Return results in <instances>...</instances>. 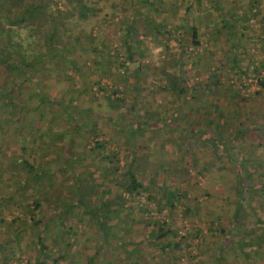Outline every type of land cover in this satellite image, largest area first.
<instances>
[{"label": "rangeland", "instance_id": "374dc122", "mask_svg": "<svg viewBox=\"0 0 264 264\" xmlns=\"http://www.w3.org/2000/svg\"><path fill=\"white\" fill-rule=\"evenodd\" d=\"M179 1L166 0L175 10L155 17L168 30L163 40L158 36L164 48L150 34L138 35L139 40H146L142 55H134L136 61L148 65L144 82L128 77V69L136 64L131 62L115 70L117 80L112 74L86 70L90 86L86 92L81 91L86 84L80 81V73L72 74L75 84L71 90L79 95L77 105L70 106L76 110L92 106V117L100 97L109 95L93 80L98 79L104 89L115 85L125 90L128 100L134 97V108L124 113L125 119L147 121L139 130L143 136L134 145L122 135L110 139L105 131L96 135L83 128L77 134L68 128L70 122L64 115H52L47 102L40 115L22 86L12 92V106L8 89L15 75L0 63V243L7 244L3 254L0 250V264H36L32 255L38 251L35 240L41 230L47 244L52 235L60 237L50 252L55 259L59 257L57 264H264V0ZM100 8L84 28L115 47L121 33L119 22L129 10L114 9L111 15L104 1ZM192 28L197 45L192 44L196 40L191 37ZM87 57L76 59L81 62ZM169 66L185 78L186 89L177 96L158 87L160 74L169 71ZM41 71L43 87L53 94L61 74L48 73L43 67ZM52 79L55 82L48 81ZM118 114L112 112L109 117ZM110 120L105 115L98 117L99 128L111 129ZM36 125L46 126L47 132L38 137L43 143L32 145ZM58 125L68 132L53 135L50 131ZM236 132L241 135L234 139ZM67 138L72 140V149ZM99 138L106 142L104 153L118 149L123 156L114 168H124L125 155L143 190L130 193L114 186L111 179L103 182L96 176V160L91 161L80 147L89 148ZM21 147L51 155L49 161L41 158V165L34 163L49 168V173L36 179L37 187L29 181L24 189H15L25 172L18 163L23 156ZM67 151L72 156H66ZM130 154L135 158L132 161ZM64 156L68 157L67 168L53 172L54 161L62 164ZM167 191L172 195L166 196ZM9 192H13L10 206ZM100 200L117 213L105 221L114 227L106 240L96 228ZM113 200H122L121 207L110 205ZM22 219L27 220L25 225ZM153 221L158 227L175 230L177 237L158 239L157 231L149 227ZM16 225L22 227L18 232L13 231ZM64 228L76 235L62 237ZM179 236L185 239L176 249L174 240ZM74 253L78 256L72 259Z\"/></svg>", "mask_w": 264, "mask_h": 264}, {"label": "trees", "instance_id": "16d2710c", "mask_svg": "<svg viewBox=\"0 0 264 264\" xmlns=\"http://www.w3.org/2000/svg\"><path fill=\"white\" fill-rule=\"evenodd\" d=\"M101 1L107 2V5L111 10L109 12L111 15L114 13V9L119 11L129 10L124 12L122 19L119 24L121 26V33L115 39L116 46L112 47V42H106L102 36L98 37L93 35L90 30L86 31L84 28L85 21L89 18L96 17L100 11ZM61 4H60V3ZM180 3L191 2L190 0H180ZM60 5V6H59ZM174 4H167L166 0H0V52L5 53L0 56V63L8 69V71L15 75L12 80L13 86L8 89V93L12 99V92L18 91V86L24 87L23 92L27 97L34 99L33 109L39 110V114L42 115V109H40L45 102L51 106L52 115H64L69 119L68 128L72 129L74 132L79 134L78 129H85L87 132L92 134H99V132H104L110 139L113 136L118 138L120 135L123 138L131 140L133 145L137 142L140 137L143 136V132H139L141 128H144L147 121L140 120L137 122L127 121L125 119L124 113L134 108L132 97L131 100L127 99V94L125 90H117L114 86H110L109 89H104L99 85L98 79L96 83L94 80L93 84H96L100 89L109 91V95L101 96L96 103V112L92 117V106H83L80 110L73 109L70 105H77V96L79 93L75 90H71L75 84L72 74L80 73V81L86 86H84L81 91L86 92L88 87L89 76L86 70L92 68L93 71H101L102 73L112 74L115 76V80L118 79L119 74L115 71L117 69L126 68L127 62L136 63L132 68L128 69V77L134 76L137 82L138 80L144 82L146 77V71L148 70V65L134 59V55L141 56L142 50L145 47L146 40H139L138 35L141 33L146 36L149 35L153 42H160L168 30L162 22L155 19L156 15L160 12L166 13L167 11L175 10ZM104 16V14H103ZM103 17L101 16L99 22L102 23ZM154 34L156 37H154ZM158 36H162L158 38ZM192 39H196L197 35L195 30H191ZM197 45V39L193 43ZM80 55H87L88 60L78 61L76 58ZM86 59V58H84ZM86 63H88L86 65ZM126 64V65H125ZM87 66V67H86ZM47 70L48 73H59L61 78L56 80L54 84L55 91L53 94H48L43 87L42 80V69ZM73 71L67 75L66 73ZM173 68L169 66V71L162 72L160 74L161 85L158 87L161 90H167L169 95L177 96L179 92L186 89L184 84L185 78L182 73L174 74ZM145 71V72H143ZM142 76H140V73ZM153 72V71H152ZM156 74V72H153ZM176 75V76H175ZM181 78L183 82L180 81ZM54 81L55 80H48ZM91 83V81L89 82ZM264 86V82L261 81ZM134 85V84H132ZM14 87V88H13ZM21 92V93H23ZM23 93V94H24ZM67 93V94H66ZM116 93H120L118 96ZM138 96V92L136 93ZM104 98V101L102 100ZM103 101V102H102ZM11 102V101H10ZM69 104V105H68ZM14 99H12V106H14ZM75 108V107H74ZM118 111V116L112 118L110 113ZM92 112V113H91ZM91 113V114H89ZM100 113L102 115H100ZM108 116L111 118L112 124L111 129L107 130L102 127L99 128L97 118L102 116ZM8 117H12L10 114ZM96 117V119H95ZM36 125L34 126V137L32 138L33 144H41L42 140H38V137L42 136L43 132L46 131V126ZM60 125L55 126V134L62 135L68 130L62 131L59 128ZM126 126V127H125ZM122 132H119L121 131ZM63 132V133H60ZM109 132H114V135ZM115 132H119L115 134ZM124 132V133H123ZM88 133V134H89ZM200 135L202 132L199 133ZM52 135V136H53ZM90 135V134H89ZM241 134L235 133L232 137L235 139ZM71 138V137H70ZM67 138L66 144L68 148L72 149L70 146L71 139ZM233 140V139H232ZM77 142V146H79ZM85 149L88 154V158L93 161L96 160V176L103 182L113 181V185L117 187H124L128 192L143 190L141 182L136 177L135 170L131 168L129 160L127 161L124 155V168H114L113 165H117L119 158H123L118 149L109 150L105 152L106 142L99 138V140H94L92 146L89 148L80 147ZM23 156L18 162L24 167V178L19 180V183L15 186V189H24V187L29 181L37 187L36 179H39L42 173L48 172L49 168L45 165L43 169L39 166H35L34 163H40L41 158L47 161L50 160V154L46 151L38 154L36 151L30 148L28 151L31 156L27 155L26 148L21 147ZM86 154V155H87ZM71 152L67 151L66 156H70ZM47 156H49L47 158ZM64 156V162L59 164L56 163L54 171L59 169L67 168V158ZM72 156V155H71ZM131 161L134 160V156H131ZM51 173V172H50ZM115 174L119 175L116 180ZM101 176V178H100ZM96 184H99L96 182ZM102 184V183H100ZM100 184L98 186H100ZM258 185V184H257ZM100 193H104V190H100ZM13 192H9L8 206L11 205ZM166 196H171L170 192H165ZM82 208V200H77ZM121 202H116V200L111 201L110 205H117L121 207ZM4 205V203L2 204ZM39 203H35L34 206H38ZM69 208L73 207V204H68ZM7 206V205H5ZM68 212V208L64 209ZM98 211V213H97ZM100 211V212H99ZM31 216L32 211H30ZM117 213L112 208H108V204L103 200L96 206V228L102 231L103 239L106 240L108 237L112 236L114 233V227L112 225L106 224V220ZM31 221V218H28ZM51 219V218H50ZM17 218L12 217L11 221L16 222ZM22 223L26 224V219L21 220ZM40 221V220H38ZM45 224V222H42ZM21 226H24L20 224ZM150 229L157 231L156 237L161 239L163 237L171 235L173 238L177 237L175 230L170 228L158 227L153 221L149 225ZM43 228V226H42ZM22 229L19 225L13 228L14 232H18ZM42 230L38 231L36 236V245L38 251L35 250V254L32 255L36 264H43L46 260L50 264H57V258L50 254L51 251L55 250V242L60 237L54 235L49 239L51 244H47L42 240L41 236ZM74 233L70 228H64V236L67 238L69 234ZM76 235V232L74 233ZM179 236L180 239L174 240V247L177 249L180 247V243L183 242L185 238ZM69 240H66V245L69 246ZM7 244L3 242L0 243L1 253H4V249ZM28 253L31 250L28 248ZM82 251V247L79 248ZM59 252V249L56 250ZM55 251V252H56ZM34 252V251H33ZM32 252V253H33ZM57 254V253H56ZM78 255L74 253L72 259H75ZM6 261V257L2 258ZM87 262H91V257L87 259ZM86 264V263H85ZM134 264H136L134 262Z\"/></svg>", "mask_w": 264, "mask_h": 264}]
</instances>
